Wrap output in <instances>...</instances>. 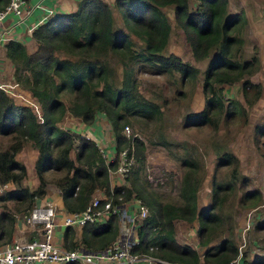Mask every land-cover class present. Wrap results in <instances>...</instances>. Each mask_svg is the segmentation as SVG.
Instances as JSON below:
<instances>
[{"label":"trees","instance_id":"trees-1","mask_svg":"<svg viewBox=\"0 0 264 264\" xmlns=\"http://www.w3.org/2000/svg\"><path fill=\"white\" fill-rule=\"evenodd\" d=\"M1 1L0 7L7 0ZM228 1L194 0L191 4L190 0H114L126 27L123 29L115 22L108 1L77 0L73 10L55 12L32 28L34 50L28 51L19 39L6 41L5 52L13 63V78L37 99L42 121L31 107L15 102L0 87V134L10 137L8 145L0 148V244L12 238L17 215L25 213L36 198L45 194L48 174L59 172L52 180L67 210L84 207L98 190L112 195L115 202L135 196L147 205L148 213L137 227L138 241L132 246L136 252L178 264H228L237 257L239 248L231 213L222 206L226 188L231 189L237 177L243 178L238 173L239 158L232 150L221 146L213 149L216 161L209 201L200 204V162L185 147L181 156L184 170L176 197L172 201L163 200L142 183L138 165H132L125 177L128 184H111L109 169L115 167L116 159L107 162L92 137L58 123L66 111L86 124H92L97 113L102 112L111 124L114 151L128 147L135 160L143 163L144 140L137 135L127 136L123 128L131 117L155 118L161 109L158 102L138 90L133 68L139 65L168 74L178 72L182 82L201 77L204 104L199 110L183 114L187 125L216 126L220 115L228 119L244 113L239 99H226L224 84L238 82L244 102L252 103L261 93V83L252 81L248 74L258 68L260 59L255 53L245 56L241 30L247 17L242 10L230 12ZM169 4L173 5L174 21L184 32L193 56L196 59L208 56L204 69L174 52H163L171 30L163 6ZM131 33L143 43L140 47ZM110 54L121 66L118 80L115 67L108 62ZM254 132L256 136L264 134V122L255 124ZM160 141L165 146L171 143L164 137ZM25 142L37 149L34 167L38 183L34 188L24 181L26 165L15 156ZM231 164L229 177L218 179V168ZM5 183L12 185L2 187ZM259 198L255 188L243 190L239 200L243 205H256ZM9 201L13 204L9 205ZM178 218L195 227L197 243L203 247L201 253L189 241L177 240ZM75 234L74 226L65 225L62 244L101 249L119 234L118 214L113 213L102 222H85L81 225L80 239ZM241 258L242 264H263L259 257Z\"/></svg>","mask_w":264,"mask_h":264},{"label":"rangeland","instance_id":"rangeland-1","mask_svg":"<svg viewBox=\"0 0 264 264\" xmlns=\"http://www.w3.org/2000/svg\"><path fill=\"white\" fill-rule=\"evenodd\" d=\"M193 1L190 0V3L194 4ZM108 3L111 5L115 22L125 29L126 27L114 4V0ZM228 8L230 12L242 10L246 14L247 20L241 30L244 38L243 51L247 57H251L255 53L260 59L258 68L248 74L252 81L261 83L259 96L252 103L247 104L244 102V95L238 82L224 84L226 99L229 97L239 99L245 107L244 113L231 116L228 119L220 115L216 126L210 124L187 125L183 121V114L190 110H199L204 104L201 77L194 81L185 80L182 82L178 72L168 74L167 72H158L146 65H139L133 68L136 86L145 97L159 103L161 113L157 117L149 119L134 116L126 124L130 133H135L138 137H141L146 145L145 160L143 163L135 160L133 167L139 166L138 175L142 183L153 192H156L163 200L172 201L176 197L179 180L184 170L181 156L185 152V147L189 148L200 162L198 168L199 175L202 176L198 192L200 204L209 201L208 192L211 188V175L216 161L213 150L215 146L232 150L238 156V173L243 175L244 180L243 178L239 180L237 177V182L231 189L226 188L225 193H227V196L223 199L222 206L224 211L231 213L230 221L239 248L238 264H242V255L247 260L257 257L262 258L264 264V134L256 136L254 132L255 124L264 122V0H229ZM163 9L171 23L168 42L163 52H174L183 60L204 69L208 56L202 59H196L193 56L184 32L174 21L173 6L165 5ZM131 37L137 41V47L143 44L134 33H131ZM35 47L36 45H30L33 50ZM107 57L109 64L115 67V80H118L121 74V66H117L114 55L110 54ZM226 99L224 100L226 101ZM59 122L62 126L78 132L87 127V124L78 116H74L68 111ZM92 124H94L93 129L99 133L94 135L86 131H83V133L93 136L95 140L99 139L97 141L99 143H104L105 139L109 144L113 136L109 119L102 112H98ZM125 125L123 130L126 132ZM87 130L90 129L87 128ZM162 137L166 141H171V143L165 146L160 141ZM9 142V135L0 134V148L6 147ZM174 142H178V144ZM32 148L33 145L30 142H25L16 152L28 168L33 165ZM231 168L232 164L218 168L216 177L218 179L228 178ZM57 174L59 172L48 174L49 180L46 182L45 187L51 193L57 192V186L52 180ZM118 178L119 180L116 179L115 183L125 182L128 184L127 179L119 176ZM33 179V174L29 171L24 181L30 183L33 187V182H35L34 185L38 183L36 176ZM10 185L11 183H7L6 186L2 187H9ZM255 188L260 193L258 203L256 205H243L242 201L239 200L242 191ZM251 200L254 199L249 201ZM45 202L46 200L37 203ZM7 203L11 205L13 201ZM19 217L21 218V216ZM176 222L179 240L181 242L184 240L189 241L197 246L199 252H202L203 247L199 246L196 241V231L195 235L186 236L189 229L188 231L185 230L189 228L191 223L180 218L176 219ZM48 264L55 263L48 262Z\"/></svg>","mask_w":264,"mask_h":264},{"label":"built area","instance_id":"built-area-1","mask_svg":"<svg viewBox=\"0 0 264 264\" xmlns=\"http://www.w3.org/2000/svg\"><path fill=\"white\" fill-rule=\"evenodd\" d=\"M34 5L40 6L43 12L38 20L28 25V30H32L39 22L55 13V8L52 5L42 1H37ZM32 8L33 3L29 0H7L0 7V25H2L6 14H15L21 20L32 12ZM7 31H9L7 28L0 30V42L5 38L4 33ZM0 87L16 101L31 107L38 120L42 121V112L37 99L27 94L16 80L2 81ZM125 130L124 133L127 136L134 137L136 135L130 133L127 124ZM98 140L95 141L106 157L107 162L116 159V165L109 169V174L113 175L114 173V175L116 174L124 179L134 164L133 153L128 147H123L119 152L113 151L109 154L104 149L105 144L97 142ZM134 200L136 206H130L131 210L129 211V201ZM113 213L118 214V221H120L119 234L106 246L93 250L84 248L80 244L66 247L54 238V231L59 222L56 219L57 209L53 203L51 201L35 203L20 216L25 223L35 226L37 235L25 239L13 238L0 244V264H47L48 262L66 264L72 261L80 264H135L140 259H148L152 262L159 261L163 264H178L177 261L167 260L149 253L136 252L132 249L133 244L138 241L137 227L142 218L148 213L147 205L138 197H131L124 200V202H115L112 195H107L98 190L84 207L63 212L61 223L81 226L85 222H102ZM237 258H234L228 264H238Z\"/></svg>","mask_w":264,"mask_h":264},{"label":"crops","instance_id":"crops-1","mask_svg":"<svg viewBox=\"0 0 264 264\" xmlns=\"http://www.w3.org/2000/svg\"><path fill=\"white\" fill-rule=\"evenodd\" d=\"M29 1L31 3H33V8H32V12L28 16H25L24 18H22L20 20L17 18V16L15 14L8 13L4 16L2 25H0V30L2 28L9 29V31L4 33L5 38L2 39L0 42V82H2V81H13L14 80V78H13V68H14L13 63L11 62V60L9 59V57L6 55V52H5L6 41L9 39H19L25 44L28 51L33 50L30 48L31 44H33L34 46L36 45V43H35L36 41H34L35 39L31 35V30H28L27 27H28V25H30L31 22L38 20V18L42 15L43 11H42V8L40 6L34 5V3H36L37 1H42L48 5H52L55 8V12L73 10L77 4V0H29ZM106 1H108V2L112 1L113 2V0H106ZM1 2L2 1L0 0V3ZM169 5H171V4H169ZM171 6H173V5H171ZM58 123L60 124V122H58ZM93 125L94 124H87V127L81 129L80 132L83 133V131H86L89 134H93V135L95 133H99L93 129ZM87 128L90 130H87ZM106 142L107 141H105V139H104V143L103 142H101V143L105 144L104 149L107 151V153L111 154L114 151L113 136L110 139L109 144H108V142L107 143ZM32 155H33V165H31L30 168H28V167H26V168H27V173H29V171H30V173L33 174V178L35 179L36 172H35V167H34V161H35V158L37 156V149L34 146L32 148ZM15 156L18 159L21 158L17 153ZM115 176H116V174L115 175L110 174L111 184H114L116 182V179L119 180L118 176L117 177H115ZM36 178H37V176H36ZM33 183L35 184V182H33ZM6 184L7 183H5V186H6ZM28 184L30 185V183H28ZM34 184H33V187L31 185H30V187L34 188L36 186ZM11 185L9 187H11ZM56 191L57 192L51 193V192L46 190L45 194L41 197L36 198L35 202L37 203V202H41L43 200H46V201L48 200V201H51L53 203V205L55 206V208L57 209L56 219L59 222V224L57 225V227L54 231V238L59 243H62V233H63V229H64L65 225L61 223V220H62L61 217H62V213L67 211V209L65 208V206L62 202L60 190L58 187L56 188ZM50 194H52V196H50ZM129 204H130L129 205V211L131 210L130 206H132V205L136 206L135 200L129 201ZM19 216L17 215V217H16L15 225H14L15 228H14V232H13L11 239H13V238L25 239V238H28L29 236H32V235L34 236L35 232H36L35 226L34 225L32 226L31 224L25 223ZM176 227H177V222L175 220L176 237H177V240L180 241L178 236H177ZM74 229H75V233H76L75 234L76 238L80 239L79 237L81 234V226H74ZM119 229H120V221H119ZM188 229H189V233L186 236H189L190 234L191 235L196 234L194 226L190 225L189 228H187L185 231H188ZM196 238H197V236H196ZM185 241L186 240H184L182 242H185ZM196 241H198V239H196ZM152 263L153 262L149 261L148 259H140L135 264H152Z\"/></svg>","mask_w":264,"mask_h":264},{"label":"clouds","instance_id":"clouds-1","mask_svg":"<svg viewBox=\"0 0 264 264\" xmlns=\"http://www.w3.org/2000/svg\"><path fill=\"white\" fill-rule=\"evenodd\" d=\"M14 81V80H13ZM9 95V94H8ZM12 97V96H11ZM13 98V97H12ZM14 99V98H13ZM14 101L15 102H17V103H20V102H18V101H16L15 99H14ZM90 137H93V136H90ZM94 139V138H93ZM95 140V139H94ZM114 140V139H113ZM115 184V183H114ZM2 186H5V184H2ZM119 222V221H118Z\"/></svg>","mask_w":264,"mask_h":264}]
</instances>
